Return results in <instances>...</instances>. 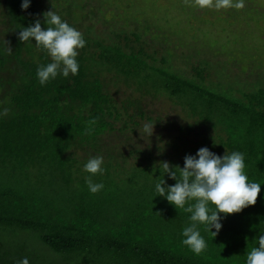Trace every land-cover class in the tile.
Here are the masks:
<instances>
[{
  "label": "trees",
  "instance_id": "obj_1",
  "mask_svg": "<svg viewBox=\"0 0 264 264\" xmlns=\"http://www.w3.org/2000/svg\"><path fill=\"white\" fill-rule=\"evenodd\" d=\"M62 1L41 8L42 1L30 0L21 10V0H0V264L21 257L28 264H244L264 231V87L237 98L219 82L207 86L203 60L191 67L195 78L183 76L171 62L185 58L170 49L159 59L149 54L148 42L164 35L154 36L139 16L128 30L131 23L116 26L98 0ZM51 8L77 30L100 18L110 38L85 26L77 73H57L41 85L35 71L49 57L17 33L33 20L49 26L42 13ZM110 86L137 96L124 94L119 103ZM145 97L166 98L184 115L183 124L168 125L177 135L163 147L135 140L141 122L151 121ZM201 146L218 156L242 152L246 176L262 184L255 203L224 215L214 237L198 224L206 247L195 254L180 243L189 213L155 196L154 179L159 162L182 167L183 156ZM96 155L104 172L90 178L103 188L91 193L82 165Z\"/></svg>",
  "mask_w": 264,
  "mask_h": 264
},
{
  "label": "rangeland",
  "instance_id": "obj_2",
  "mask_svg": "<svg viewBox=\"0 0 264 264\" xmlns=\"http://www.w3.org/2000/svg\"><path fill=\"white\" fill-rule=\"evenodd\" d=\"M37 1H42L41 8L49 5L46 0ZM98 1L102 3L100 11L103 14H107L108 18H111L112 14L116 16L113 18L116 26L126 22L131 23L128 30L135 29L136 25L132 24L131 19L139 16L144 25L149 26L154 36L164 35L148 42L150 48L147 51L159 59L161 55L166 56V49H170L174 57L185 58V62L172 59L173 71H180L183 76L195 78L191 67L196 68L198 61L203 60L209 64L208 75L204 77V84L207 86L219 82L224 90L237 98L256 91L258 87H264V77L261 76L264 74V0H243V6L239 8L217 7V0H208L205 5H201L199 0H130L124 4L121 0ZM232 2L235 3V0ZM1 13L0 6V21ZM249 13H254L256 19H251L252 15ZM85 26L91 27L97 37L109 40V29L103 25L100 18L87 21L78 28L80 33L85 30ZM3 28L0 25V31ZM148 39L149 37L144 41ZM235 39L236 42L233 41ZM186 53L188 60L185 57ZM231 59L237 60L223 67L214 66L215 63L223 64ZM216 71H219V75ZM109 91L119 103L125 98L124 94L128 98H132L131 95L137 96L134 95L132 88L126 90L120 87L116 93L110 86ZM143 104L150 111L151 121L141 122L139 134L136 136L138 139L135 140L140 141L142 146L163 147L166 141L177 135L176 127L168 125L173 121L174 126L184 122L181 107H176L166 98L145 97ZM145 124H152L150 134V128L147 130L144 128ZM194 136L191 135L192 140Z\"/></svg>",
  "mask_w": 264,
  "mask_h": 264
},
{
  "label": "clouds",
  "instance_id": "obj_3",
  "mask_svg": "<svg viewBox=\"0 0 264 264\" xmlns=\"http://www.w3.org/2000/svg\"><path fill=\"white\" fill-rule=\"evenodd\" d=\"M201 5L208 0H199ZM30 0H21L20 8H28ZM217 7H242L243 0H217ZM44 24L40 20L26 27H20L17 38L21 42L34 43L38 50H43L49 57V62L38 65L35 76L39 84L61 76L75 75L79 64L75 57L77 50L85 45V40L79 30L62 20L51 8L42 13ZM144 128L152 130V124ZM148 134V135H149ZM183 166L171 165L168 161L158 164L162 168L154 179L155 196L164 198L175 209L180 208L189 213V223L181 230L180 243L191 252L198 254L206 247V241L200 234L198 224H202L212 237L221 228L224 215L239 213L241 209L255 203L257 193L262 183L255 182L246 176L244 169V154L231 151L217 155L206 146L199 147L194 154H185ZM83 171L90 174L84 178L88 191L95 193L103 188L102 182H93L91 175L103 174L102 157L90 156L82 165ZM164 174L175 182L167 185ZM264 195V194H262ZM211 229V230H210ZM14 264H28L27 257H21ZM244 264H264V231H260L256 244L245 254Z\"/></svg>",
  "mask_w": 264,
  "mask_h": 264
}]
</instances>
